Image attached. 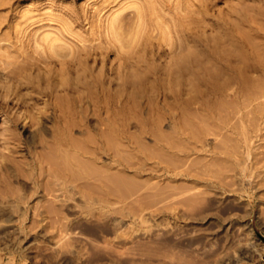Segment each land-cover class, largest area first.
I'll use <instances>...</instances> for the list:
<instances>
[{
  "label": "rangeland",
  "instance_id": "1",
  "mask_svg": "<svg viewBox=\"0 0 264 264\" xmlns=\"http://www.w3.org/2000/svg\"><path fill=\"white\" fill-rule=\"evenodd\" d=\"M141 1L143 0H0V55L2 62L4 60L6 63V60H9L13 64L16 59L15 64H18L16 63L18 61L19 65L22 66L26 65L29 60V62L35 61V64L28 63L27 65L36 66L33 69L26 66V69L23 67L24 70L22 68L17 70L19 65H15L17 69L12 68V70L13 65L6 63L5 66L9 65L8 68L15 74V80L13 81L22 83L17 88L14 86L17 83L13 85V81L9 80L11 77L13 79V72L3 76V71L5 73L7 69L5 70V63L0 62L3 64H0V86H9V91L11 90L14 94L11 93L12 96L8 97L0 87V95L4 93V97H7L4 99L3 95L0 97V103L3 104H0V264H264V120L260 119L259 114L253 111L254 106H257L258 101H261L264 97L259 99L260 95L255 93L257 97L255 99L254 94L252 95V92L248 91L241 99L240 105L243 106V111L237 113L236 109L240 105L236 104V101H231L235 104L233 106L232 103L228 102L231 98L224 99L226 96L224 97L221 94L220 96L224 98L219 99L221 101L218 102L217 98L220 96L219 93H217L218 95L215 93L214 87L217 86L219 80L216 81V84L214 78L206 79V75H202L203 77L193 76L194 78H191L192 76H187V78L185 76L184 78V76L180 77L179 75L178 87L175 88L177 84H175L176 82L173 84V81L176 79L173 80L171 77L167 78L168 76L164 77L162 75V77L159 76L160 79H165L164 81L167 79V82H169L167 86V82L163 81L165 84L163 83L162 86L165 87L166 85L168 89L170 87L173 90L178 89V102L175 100L173 102L172 97L169 98L171 93L168 94L167 99H164V103L166 101L165 104L171 106L165 105L169 108L167 110L159 104L158 93L155 95L156 88L162 80L160 82L155 79L152 80L153 84L146 83L147 87L155 88L156 92L155 90L152 91V93L155 92L154 98L151 92H148V94L142 90L141 93L137 94V91L135 90L134 93L132 88L131 91H129L130 89L127 91L126 88H123V90L119 83L124 78L116 75L119 80L118 77L116 79L114 72L111 76L112 71L110 73L107 71L110 75L105 73L106 70L115 69L123 64V61L116 56L118 53L114 49L104 55V59H101V61L98 60L99 58L97 60L93 59V62L90 59L84 66L85 70H88L85 72L86 75L94 77L97 74L98 79L102 81L108 75L106 78L111 79V85L108 87L109 95H107L108 93L106 95L99 93L98 88L100 87L96 83L93 86L90 77L87 78V81L85 74L80 72H77L80 73L77 74L74 69L69 67V70H67L65 64L61 65L63 61L62 54L65 56L69 51L72 54L73 51L71 52L70 48L73 50V43L78 44V41L80 44L82 40H86L84 41L85 45L87 44L86 46L99 47L98 49L95 48L96 51L103 50L107 41L105 26L112 19L111 17L118 12L124 13V10L125 12H133L132 6H139L142 3ZM144 1L149 2L148 0ZM197 1L151 0L150 2L155 6L151 4L149 7L156 10L155 15L159 13L157 15L159 19L152 15H150V18L157 20V22L160 21L159 25L168 27V31L162 35V30L154 27L156 30L154 32L152 27L153 32L149 31L147 33L149 39L154 43L161 38L160 36L165 38L167 36L170 42L175 38L177 39V37L185 40H190L189 37H191L196 39V42L197 40L204 42L205 47L197 43L190 44V52L187 50L186 53L178 54V56L182 55L183 57H180L179 61L186 60L185 57L188 53H192V58L196 60L203 61L206 57H209L207 58L208 61L211 60L208 50L210 44L215 45L213 42H216V45L212 46H214L217 55L220 53V56H225L229 52L236 54L237 48L240 49L241 47L239 45L231 46L228 41L227 44L229 45H226L225 42L223 44V39L225 40L226 37H220L222 33L215 27L212 30L211 25H205L206 28L204 29L188 25L189 20L192 21L195 16L197 18L199 16L195 13ZM216 1L214 10L212 9L213 12H209V15L206 16L210 19L209 23L212 20V22L217 21L219 17L222 18L226 13L224 11L227 10L223 4L224 1ZM236 1L228 0L229 3H235ZM158 6L161 8H158ZM175 15L178 16L175 18ZM187 15H190L189 18ZM191 16L192 18H190ZM182 18H185V20H182ZM151 19L150 22L153 21ZM164 23L166 26L163 25ZM155 25L158 24L155 22ZM171 26L176 27L175 33H177V36L176 34L171 35V32L174 33V31L169 32ZM191 28H194V31ZM168 32L170 36L175 37L170 38ZM247 32L249 33L248 30ZM244 33L246 34V32ZM159 34L161 35L159 36ZM245 34H242L243 37L247 36ZM150 35L153 37L152 39ZM248 36L247 38H249ZM221 39L222 43L220 44L225 45V47L219 43L217 44ZM253 41L254 39H251L250 43L252 44ZM258 42L260 41L257 40L256 43ZM253 44L255 43L253 42ZM162 46L161 48H168L165 43ZM216 49H218V52ZM59 53L62 54L58 55ZM71 54H68L65 59H68ZM92 55L95 58V54ZM51 61H53L52 64ZM153 64L157 70L162 72L170 65L168 55L157 59ZM88 66L92 71L89 70ZM9 70L7 73L11 72ZM115 70L120 71L121 69ZM18 71H22L19 73L20 75ZM131 71L132 69L129 72L133 79L142 76L140 72ZM163 72L168 75L169 71L163 70ZM74 73L76 74L74 75ZM8 75H10L9 79L7 78ZM77 75L84 77V80H82V77L79 76L83 82H80ZM201 77L207 80H205L207 86L202 83L204 80ZM133 79L131 78V80ZM77 80L78 84L82 83L83 86L86 82L92 84L90 86L89 83H86L83 87L81 84H77ZM255 80L253 81L255 82ZM263 80L264 78L261 81ZM70 83H73V85ZM170 83L175 87L171 86ZM66 84L70 86L69 89H73L74 84L75 88L81 89L83 87L80 90L81 93H78V89L77 93L76 89H73V92L68 91ZM104 85L107 87V84ZM118 86L120 87L119 90L117 89ZM88 87L94 88L91 90ZM208 87L212 88L211 91L208 90ZM17 92L19 97H17ZM211 92L214 94L208 96ZM116 94L120 95L117 96ZM121 94L124 96H121ZM126 95H132V97H129L135 101H133V107H130L132 106L130 104L132 103L131 100L129 103H124L123 97ZM204 95L209 98H202ZM141 96H143L144 102L149 100V103L150 101L153 103H148L150 106H146L142 102ZM23 97L24 99L26 97V104L25 101H21ZM138 97H141L140 100ZM94 98H96V101ZM245 98L248 100H245ZM204 99H207L205 103ZM3 100L4 102L7 101V106ZM103 100H105V103L103 102L105 105H103L106 107L101 106ZM223 100H227L229 106ZM76 101H79L77 103H83V105L76 104ZM190 101L192 102L190 106L186 105ZM194 101L196 102L194 103ZM209 101L212 105H209ZM32 102H34V106ZM222 102L226 103L229 108ZM242 102L248 107L245 106L244 108ZM218 103L223 104L221 105L226 113L222 109L216 111L215 106ZM54 104L58 105V109ZM90 104L92 106L94 104V109L90 107ZM139 104L141 105L139 106ZM206 104L207 106H205ZM230 104L233 106L232 108L235 107V109H232V111L236 110L234 115H232ZM120 105L129 106L128 110L125 109L127 111L131 109L132 112L133 108L135 110L133 109V114L128 113ZM157 106L162 117H158ZM176 106L178 109H176ZM84 107L86 109L83 110ZM152 107H156V112L153 111ZM105 108L108 110L107 114ZM147 108L153 112L148 113L147 111L150 110ZM170 108H173L174 111ZM204 108L210 109H205L204 112ZM92 109L93 111L98 109L97 112L94 111V115H92ZM198 109H203V111L201 110L204 112L202 115L207 116L208 119H205L208 121H205L207 124L205 122V124L199 123L204 117L197 118L201 113V111L199 113L196 111ZM170 110L176 118L178 116V120L182 114H184L182 117L185 120L191 117V120L193 119L192 121L197 124L198 130H195L196 126L194 131L188 129L191 133L196 132V135L188 133V129L180 130L181 128L184 129L181 127L182 122L181 126L175 128L173 121L170 119ZM116 111H122L124 115L119 112L122 118L119 113L116 114ZM135 112L138 115L134 114ZM183 112L191 114L188 116V113ZM192 113H196L198 116L196 117ZM230 114L233 117L231 116L232 119L230 118L228 121ZM235 115L237 117L239 115L238 118L242 121L241 123H238L239 120H236ZM147 116H151L147 119H153L155 123L157 120L160 121L157 122L159 124H155L156 129L150 124L152 122L145 118ZM192 116L195 117L192 118ZM123 117L126 119L124 120ZM24 118L26 120H23ZM117 118L119 119L117 120ZM223 118L225 120L221 122ZM15 119H20V121L16 122ZM111 119L114 122H111ZM122 119L124 120V123H122L124 128L119 127ZM191 120L189 122L191 126H194L195 124H192ZM209 120L212 121L213 125L209 124V122L211 123ZM226 120L227 123H224V126L223 122H226ZM138 121L139 126L148 123L151 125V130H157L162 134L159 132L158 134L156 131L149 132L150 125L149 127L145 125V127L137 128L140 131L142 130L146 136L143 135L142 131L139 133V130L134 127L135 124H138ZM180 121H182V118H180ZM179 122L178 125H180ZM71 123H74L75 127L73 129ZM125 126L127 129H125ZM7 128H9V133L12 132L14 136L13 142L9 141L8 143V140H6L7 137L4 134ZM122 128L127 131L124 133ZM232 128L234 129L232 130ZM1 129L5 132L2 133ZM66 129L69 130L66 131ZM100 131H106L105 135L111 134V132L117 135L115 139L112 137L113 134L112 136L108 134L109 141L110 137L113 141L119 140L109 143L107 142L108 138H105L107 136H105L106 142H104L106 144L104 145V142L100 139V135L104 136V132L100 133ZM118 131L119 133H117ZM66 132L68 135L65 134ZM120 133L130 136L133 145L130 141L127 142L121 138ZM149 133L150 135L155 134V136L165 134L167 135H164L166 139H168V135L177 136L178 138L170 137L171 139L169 138V141L166 140L167 142H165L163 137L165 143L163 141L155 143L154 138ZM173 133L177 135H173ZM88 134L90 136H87ZM60 136H63L62 138L63 140L65 138V141L60 139ZM134 136H137V138H134ZM58 137L59 140H56ZM88 137L100 140L96 142L99 144L97 145L95 142L93 144L92 141V143L87 142L84 138ZM75 138H77V141ZM69 139L74 147L78 146H76L78 150L81 149L80 146L84 147L87 144V147L85 146L87 149L84 150L94 149L93 151L96 153L93 155L89 152L88 157L78 155L77 150L74 147L72 148L73 144L71 145V142L68 141ZM78 140H82L84 144ZM58 141L64 146L68 145V149L65 147V150L64 146H61ZM133 141H137L134 142L138 143L137 147ZM17 143L21 144L18 145ZM46 143L47 145H54L56 151L54 152L52 148L51 151ZM56 143L60 145L59 148H56ZM41 145L43 149L45 148L44 151H48V157L51 159L52 154L54 158L59 157V155L63 156L59 157V162L52 159V164L56 166L51 165L52 167H48L51 163L48 157V159L41 160L43 157L41 154L47 155ZM92 146L94 147L92 148ZM96 147L101 149L100 152ZM141 147L145 149V152L141 151ZM159 148H162V151H159ZM24 150L23 154L20 153ZM7 151L11 153L9 154ZM67 151L70 152L68 154L71 156L66 154ZM71 152L77 153L78 158H75L76 155L71 154ZM64 153L66 155H63ZM20 154H22V157H20ZM95 154H98V156ZM146 154H152L153 156L150 155L147 158ZM156 154L159 155L156 156ZM67 155L69 159H66L68 158ZM64 156L65 159H63ZM5 158H9V160L5 161ZM44 160H49L47 161L50 162L48 166V163L46 164ZM37 162H42L39 164L42 170L38 169L40 166ZM57 163L60 164L58 167ZM35 165H38V167ZM44 169L48 170L49 173ZM50 169H52V174ZM54 169L56 170L53 171ZM116 174H119L120 176H118L123 180L112 182L115 177L117 180L120 179L115 176ZM106 179H109L108 182ZM104 180L105 182H103ZM101 182L108 183L107 187L104 186L105 184L99 186ZM48 189H51L52 194V191L55 193L53 195L50 192V194L46 193ZM2 192L7 197H4ZM61 194L63 195L61 196ZM20 198L24 200L22 201Z\"/></svg>",
  "mask_w": 264,
  "mask_h": 264
},
{
  "label": "bare ground",
  "instance_id": "2",
  "mask_svg": "<svg viewBox=\"0 0 264 264\" xmlns=\"http://www.w3.org/2000/svg\"><path fill=\"white\" fill-rule=\"evenodd\" d=\"M149 2H147V1H141L142 3L139 5V6H132V8H133V12H130V11H127V12H125V10H124V13H120V12H118L115 16H112L111 18V20L109 21V23H107V25L105 26V36H106V39H107V41H106V45H105V47L103 48V50H100V51H96L99 47H95V48H97L96 50H95V48H93V46H86L85 45V42L84 41H86V40H82V42H84V43H82V42H80V44H79V41H78V44H74L73 42V50H72V48H70V50H71V52L73 51V55L70 53V51H69V53L68 54H71L69 57H68V59H65V57H67L68 56V54L67 55H63L62 53V56H63V61L61 62V65L62 64H65L67 67H66V69L67 70H69V67H70V69L72 68V69H74L75 70V72L77 73V72H80V73H82V74H85V72H87L88 70H85V65H86V63H88L89 62V60L91 59V61L93 62V59L94 60H97L98 58V60H100L101 61V59H104V55H106L108 52H110L111 50H115V51H117V53L118 54H116V56H118L122 61H123V64L122 65H119V66H117L115 69H121L120 71L118 70V71H116L114 68H112V69H109V70H106V72L105 73H107L108 75H110L109 73H110V71H112V73H111V76H112V74H113V72L115 73V76L116 75H118V76H120V78H124V79H122L121 81V83H119V86L123 89H125L126 88V90L128 91V89H130L129 91H131L132 89H134L133 90V92L135 91L137 94H139V93H141V91L143 90L144 91V93H145V91L148 93V92H151L152 93V91L153 90H155V88H152V87H147L146 86V83H149V84H151L152 83V80H155V79H158L159 81L160 80H162V79H160V77H162V75L165 77V76H168L167 78H169V77H171V78H173V80H175V81H173V84H174V82H176L175 84H177L176 85V87L173 85V84H171L172 83V81H171V86H174L175 88H177L178 87V79H179V75H180V77L181 76H184V78H185V76H186V78H187V76H192L191 78H194L193 76H202V75H206V79L207 78H214V80H215V82L214 83H216L217 84V82L216 81H218L219 80V83L217 84V86L216 87H214L215 89H214V91H215V93L217 94V93H219V96L222 94V96L224 95V97L226 96V98H224V99H228V98H231L228 102H230V103H232V105L234 106L235 104H233V102H231V101H236V104H241V99H243L244 98V96L246 95V93L249 91H251L252 93V95L254 94V97H255V99L257 98L256 96H255V93L257 94V95H260V97H259V99L260 98H262V97H264V80L263 81H261L262 80V78H264V0H237L235 3L234 2H228V0H221V1H224L223 2V4L226 6V8H227V10L226 11H224V12H226L225 13V15L222 17V18H218L217 19V21H214V22H212L211 21V23H209L210 21V19H208L206 16L207 15H209V12H213V8L215 7V5H216V3H217V1L216 0H196L197 2V4H196V12L195 13H197L199 16H198V18H197V16H195V19L194 20H189L188 18H189V16H188V18L186 17V19H188L190 22H188V25L190 26V25H193L194 27H202V29H204V28H206L205 27V25L207 26V25H211L210 27H211V29L213 30V28L215 27V29H217L220 33H222V35H220V37L221 36H223V37H226V39L224 40L223 39V37H222V39H223V44H225L226 43V45H231V46H233V45H239L241 48L240 49H238L237 48V52H236V54L234 53V52H229V53H227L225 56H223V55H221L220 56V53L217 55V53L215 52V49H214V46L216 45V42H213V43H215V45L214 44H210V42H208V44H210L209 45V47H210V49L208 50L209 52L208 53H210V58H211V60L209 59V61H208V59L207 58H209V57H206V59L204 58L203 59V61L205 60V61H207V62H203V61H200V60H196L195 58H192L193 56H192V53H188L187 55H186V57H185V55L183 54V56L186 58V60H181V61H179L180 60V57H182V55L180 56H178V54H180V53H182V52H184V53H186V51L188 50V52H190L189 51V45L190 44H195V43H197L198 45H201V46H204V42L201 40V41H198L197 40V42H196V39H193V38H191V37H189V39L190 40H185L184 38L182 39H180L179 37H177V39L175 38V40H171V42L169 41V39L167 38V36H166V38L164 37V36H160L161 34H159V36L161 37V38H157L158 40H156L154 43L149 39V37H148V35L149 34H147V33H149V31H152L153 32V29H154V27H155V29L157 28V29H159V30H162V35H164V33H167V28L166 27H161V25H159V22L160 21H158L157 22V20L155 21V19H151L150 18V15H152V16H156V19H159V18H157V15L159 14H157V15H155L157 12H156V10H154V8H151V7H149V6H151V4H153V3H151L150 1L151 0H148ZM156 1V0H155ZM235 1V0H234ZM154 3H156V2H154ZM158 3V2H157ZM159 4V3H158ZM154 5V4H153ZM155 6V5H154ZM161 6V5H160ZM160 6H158V8L160 7ZM153 7V6H152ZM157 8V9H158ZM161 8V7H160ZM213 9V10H212ZM158 11H159V9H158ZM154 12H156L155 14H154ZM224 12H222V13H224ZM221 13V14H222ZM163 14V13H162ZM221 14H220V16H221ZM114 15V14H113ZM164 15V14H163ZM211 15H213V14H211ZM151 16V17H152ZM165 17H167L166 15H164ZM163 16V17H164ZM178 16V15H177ZM176 15H175V18L177 17ZM163 17L161 18V20L163 19ZM164 17V18H165ZM153 18H155V17H153ZM178 18H180V17H178ZM190 18H192V16L190 17ZM151 19V21L152 22H150L149 20ZM166 20H167V18H165ZM109 20V19H108ZM182 20H185V18L183 19L182 18ZM181 20V21H182ZM164 21V20H163ZM174 21V20H173ZM187 21V20H186ZM155 22L159 25H155L154 26V24H155ZM172 22V21H171ZM175 22H176V20H175ZM151 23H152V25H151ZM185 23V21L183 22V24ZM187 24V23H186ZM186 24H185V27H186ZM164 26H166V24L164 23L163 24ZM187 25V27L189 28V26ZM170 26V25H169ZM192 26V27H193ZM213 26V27H212ZM152 27H153V29H152ZM161 28V29H160ZM176 28V27H175ZM175 28L173 27V26H171V28H169V32H171V31H174V33H172L171 32V35L172 34H176V36H177V33H175ZM243 28H245V29H243ZM154 29V32H156V30ZM187 29V28H186ZM193 31H194V28H191ZM191 29H189V30H191ZM197 29V28H196ZM209 29V28H208ZM214 29V30H215ZM249 31V33H251V34H253V35H250L248 32H247V30ZM166 30V31H165ZM191 30V31H192ZM216 30V31H217ZM177 31V30H176ZM181 31V30H180ZM188 31V30H187ZM192 31V32H193ZM217 31V32H218ZM242 31H244V32H246V34H247V36L248 35H250V36H248L249 38H247V36H245V37H243V35L242 34H245L244 32H242ZM66 32V31H65ZM169 32H168V36L171 38L172 36H170L169 35ZM218 32V33H219ZM158 33V32H157ZM178 33H181V32H178ZM147 34V35H146ZM184 34V33H183ZM193 34V33H192ZM245 34V35H246ZM167 35V34H166ZM182 36H185V35H182ZM182 36H180V37H182ZM189 36V35H188ZM252 36H253V38H252ZM150 37H151V35H150ZM173 37H175V36H173ZM173 37H172V39H173ZM67 38V37H66ZM153 37H151V39H152ZM246 38V39H245ZM253 40L254 39V43L255 44H253V42H252V44L250 43L251 42V39ZM198 39V38H197ZM222 39H221V41H219V42H217V44L219 43H222ZM250 39V41H248ZM256 39V40H255ZM261 39V40H260ZM257 40H259L260 42H258V43H256L257 42ZM81 41V40H80ZM227 41L229 42V44H227ZM171 44H169V43ZM225 42V43H224ZM82 43V44H81ZM164 43H165V46H168V48H161V46L162 45H164ZM223 44H220V45H223ZM207 45V44H206ZM212 45H214V46H212ZM220 45H218V46H220ZM224 47H225V45H223ZM223 46H220V47H223ZM70 47H72V46H70ZM163 47V46H162ZM195 47V46H194ZM205 47V46H204ZM203 47V48H204ZM197 48H200V47H197ZM202 48V47H201ZM218 49H220V48H218ZM218 49H216V51L218 50ZM205 50H206V48H205ZM236 51V50H235ZM194 52V51H193ZM218 52V51H217ZM220 52V51H219ZM60 53L58 54V55H61ZM92 54H95V58H96V55H97V58L95 59L94 57H93V55ZM168 55V57H169V63H170V65L169 66H167L165 69H163V68H161V69H163L164 71H166V72H168V75H166L167 73H165V72H163V70H162V72L161 71H159V70H157L153 65V63H154V61H156L157 59H161L162 57H166ZM8 56H10V55H8ZM179 57V58H178ZM7 58V57H6ZM183 58V57H182ZM181 58V59H182ZM0 62H2V57H1V55H0ZM8 63H9V65H10V63L11 62H9V60H6ZM15 61H16V59L14 60V62H13V64L11 63V65H13L12 67H11V69L12 68H16V66L17 65H19L20 63L17 61L16 63H18V64H15ZM31 61V60H30ZM90 61V62H91ZM6 62V63H7ZM37 62V61H36ZM52 62L53 61H51V64H52ZM2 63H5L4 62V60H3V62ZM6 63L4 64V67H5V70L7 69V72H8V70L10 69V68H8V66L9 65H7V66H5L6 65ZM7 63V64H8ZM28 63H34L35 64V61L33 62H29V60H28ZM27 63V64H28ZM48 63V62H47ZM156 63V62H155ZM1 64V63H0ZM22 64V63H21ZM22 65V66H18L16 69L17 70H20L19 68H22L23 69V67L26 69L27 67H30V68H32L33 69V67H34V65L33 66H29V65ZM49 64V63H48ZM186 64H188L187 66H185ZM1 65H3V64H1ZM16 65V66H15ZM72 65V66H71ZM27 66V67H26ZM7 67V68H6ZM157 67V66H156ZM164 67V66H163ZM34 68H36V66L34 67ZM87 68V67H86ZM88 68H89V70H90V66H88ZM11 69L9 70V71H11ZM21 69V70H22ZM32 69H29V70H32ZM64 69V68H63ZM130 69H132V71H134L135 73L137 72V73H142V76L139 78H136L135 77V79H133V77L131 76V74H130ZM13 70V69H12ZM24 70V69H23ZM78 70V71H77ZM2 71V70H1ZM62 71H64V70H62ZM90 71H92V69L90 70ZM109 73H108V72ZM131 71V72H132ZM6 71H5V73H4V71H3V76L4 75H7V74H10V73H12L13 71H11V72H9V73H7ZM20 72H22V71H18V74L20 73ZM25 72V71H24ZM73 72V71H72ZM67 73V72H66ZM76 73H74V75L76 74ZM80 73H77V74H80ZM0 74H1V72H0ZM13 74V75H12ZM11 75L13 76V79H12V77L9 79V77H10V75H8L7 76V78L11 81H13V80H15L14 79V76H15V74H14V72L12 73ZM71 74V73H70ZM81 74V75H82ZM87 74V73H86ZM84 75L85 77H86V79L88 78L89 79V77H90V81H92V83H93V86H94V83H96V85H98V87H100V88H98L99 89V93H102V94H104V95H106L108 92H110L109 91V89H108V87L111 85V79L109 80V79H107L106 77L108 76H105V79H103L104 81H102V80H100V79H98V77L95 75L94 77H92V75ZM89 74V73H88ZM93 74V73H92ZM134 74V73H133ZM20 75V74H19ZM94 75V74H93ZM99 75V74H98ZM135 75V74H134ZM137 75V74H136ZM78 77L80 76V75H77ZM100 76H102V75H100ZM118 76H116V79H117V77ZM138 76V75H137ZM160 76V77H159ZM207 76H209V77H207ZM1 77H2V75H1ZM80 77H82V76H80ZM80 77H79V79H80ZM104 77V76H103ZM110 77V76H109ZM159 77V78H158ZM163 77V78H164ZM203 77V76H202ZM201 77V78H202ZM205 77V76H204ZM5 78V77H4ZM102 78V77H101ZM131 78L133 79V80H131ZM189 78V77H188ZM196 78H198V77H196ZM78 79V78H77ZM88 79H87V81H88ZM204 81L202 82V83H205V80L206 79H204V78H202ZM225 81V82H222L223 80ZM254 79H256L255 80V82L253 81ZM82 80H84V77H82ZM118 80H119V77H118ZM165 79H163L162 80V82H161V84L158 86V88H156V90H157V92H156V90H155V92H156V94L155 95H157V93H158V97L157 98H159L158 99V101H159V104L163 107V108H166L167 110L169 109V108H167L165 105H167V106H169V107H171L170 105H168V104H165L166 103V101H165V103H164V99H167L168 98V94L169 93H171V95L169 96V98L170 97H172V99H173V102H175V101H177L178 102V89H176V90H173V89H170V87H169V89H168V87H166V85L168 86V83L169 82H167V79H166V81H164ZM208 80H210V79H208ZM222 80V81H221ZM167 82V84L165 85V87L164 86H162V85H164L165 83L164 82ZM170 81V80H169ZM207 81V80H206ZM18 82V81H17ZM17 82H14L13 81V85H14V83L16 84ZM76 82V81H75ZM74 82V83H75ZM80 82H83V81H81V79H80ZM86 82V81H85ZM220 82H222V83H220ZM87 83V82H86ZM86 83H85V85H86ZM89 83V82H88ZM87 83V84H88ZM92 83H89V85L90 84H92ZM164 83V84H163ZM213 83V84H214ZM22 84V83H21ZM20 83H17L16 85H14V86H18V85H21ZM71 85H73V83H70ZM69 84V85H70ZM76 84V83H75ZM75 84H74V86H75ZM77 84H78V80H77ZM76 84V86H78V85H80L81 84V86H83L82 85V83H79L78 85ZM104 84H107V87H105L106 85H104ZM153 84V83H152ZM154 84H155V82H154ZM159 84V83H158ZM169 84V85H170ZM206 84V86H207V82L205 83ZM67 85V84H66ZM65 85V86H66ZM84 85V86H85ZM117 85H118V83H117ZM148 85V84H147ZM209 85V84H208ZM215 85V84H214ZM11 86V85H10ZM68 86V85H67ZM67 86H66V88H67ZM73 86V89H76V93H77V89L78 88H75ZM83 86V87H84ZM91 86V85H90ZM117 87V89L119 88L120 89V87ZM205 86V85H204ZM1 87V89L3 90V91H5V94L6 95H8V97L9 96H12V91L10 90L9 91V86H6V87H2V86H0ZM19 87V86H18ZM17 87V88H18ZM69 87L70 86H68V91H70V92H73L74 90L71 88V89H69ZM82 87V88H83ZM173 87V88H174ZM213 87V86H212ZM79 88H81L80 86H79ZM82 88L81 89H78V93H81L80 92V90H82ZM88 88H90L91 90H92V88H94V87H88ZM132 88V89H131ZM172 88V87H171ZM205 88V87H204ZM209 88V87H208ZM118 89V90H119ZM121 89V90H122ZM123 89V90H124ZM206 89H207V87H206ZM210 89H212V88H209L208 90H210ZM16 90V89H15ZM64 90H65V87H64ZM112 90V89H111ZM1 91V90H0ZM68 91H66V92H68ZM95 91V90H94ZM112 91H114V90H112ZM139 91V92H138ZM211 91V90H210ZM231 91V92H230ZM121 92V91H120ZM126 92V91H125ZM133 92H131L132 94H133ZM134 92V93H135ZM155 92H153L152 94L154 95V93ZM205 92H207V91H205ZM3 93V92H2ZM12 93V94H11ZM69 93V92H68ZM75 93V92H74ZM74 93H70V94H74ZM75 93V94H76ZM118 93V92H117ZM128 93V92H127ZM146 93V94H147ZM212 93L213 92H211V93H205V94H208V96L211 94L212 95ZM5 94L3 93L2 95H3V99L4 98H7V97H4L5 96ZM16 94H18V92L16 93ZM15 94V95H16ZM130 94V93H129ZM149 94V93H148ZM151 94V95H152ZM214 94V93H213ZM2 95H0V97L2 96ZM14 95V94H13ZM107 95H109V93L107 94ZM110 95H112V94H110ZM117 95V94H116ZM115 95V96H116ZM120 94H118L117 96H119ZM135 95V94H134ZM144 95V94H143ZM155 95H154V98H155ZM218 95V94H217ZM249 95H250V93H249ZM17 96V95H16ZM16 96H14V97H16ZM121 96H124V95H122L121 94ZM132 97V95H126L125 97H123V100H124V103L125 102H128L129 103V101L130 102H132V103H130L131 105L133 104V101L134 100H132V99H130V97ZM138 96V95H137ZM148 96V95H147ZM208 96H205L204 95V97H202V98H205V97H207V98H209ZM214 96V95H213ZM17 97H19V94H18V96ZM16 97V98H17ZM101 97V96H100ZM142 97V98H141ZM140 98L143 100V96H141ZM212 97V96H211ZM15 98V99H16ZM30 98V97H29ZM139 98V97H138ZM137 98V99H138ZM140 98H139V100H140ZM217 98V97H216ZM221 96L220 97H218L217 99H218V102L220 103V101H219V99H223ZM23 99H24V97H23ZM21 100V101H25V99H26V97H25V99L24 100ZM31 99V98H30ZM30 99H28V100H30ZM96 98H94V100H95ZM193 99H194V97H193ZM192 99V100H193ZM264 99V98H263ZM263 99H261V101L263 100ZM13 100H14V98H13ZM16 100H18V98L16 99ZM27 100V101H28ZM91 101H92V98L90 99ZM101 100V99H100ZM156 100V99H155ZM154 100V101H155ZM171 100V99H170ZM170 100H168L169 102H170ZM175 100V101H174ZM188 100V99H187ZM190 100V99H189ZM191 100V101H192ZM195 100H196V98H195ZM202 100V99H201ZM210 100V99H209ZM245 100H248V99H246L245 98ZM10 101H12V100H10ZM35 101H37V100H35ZM81 101H83V100H81ZM96 101V100H95ZM112 101H114V100H112ZM146 101V100H145ZM148 102H144V100L142 101L143 103H145L146 104V106L147 105H149V104H152L153 102L152 101H150V103H149V100H147ZM172 101V100H171ZM189 102V104H186V105H189L190 106V103H192V102ZM196 101H198V100H196ZM196 101H194V103L196 102ZM205 101H207V99L205 100L204 99V103H205ZM212 102H213V99L211 100ZM211 101H209V105H212V103L210 104V102ZM217 101V100H216ZM224 102H226L227 104H228V106H229V103L227 102V100L225 101V100H223ZM255 101V100H254ZM258 101L259 103H257V106H254V112H256V113H258L259 114V116H260V119H263L264 120V101ZM3 102H4V100H3ZM77 102H79V101H76V104H81V103H77ZM100 102V101H99ZM105 103V100H103L102 101V103H101V106ZM108 102H109V100H108ZM115 102V101H114ZM135 102V101H134ZM172 102V103H173ZM176 102V103H177ZM224 102H222V103H224ZM7 103V101H5L4 102V104H6ZM11 103V102H10ZM22 103V102H21ZM20 103V104H21ZM27 102L25 101V104H26ZM31 103V102H30ZM29 103V104H30ZM34 102H32V104H33ZM118 103V102H117ZM123 103V102H122ZM124 103H123V105H124ZM137 103V102H136ZM136 103H135V105H136ZM141 103V102H140ZM149 103V104H148ZM156 103V102H155ZM175 103V104H176ZM193 103V104H194ZM203 103V102H202ZM215 104L214 106H215V109H216V111H217V109H218V111L220 110L221 111V109H222V111L224 110V107L221 105V104ZM226 103H224L226 106H227V104ZM1 104V103H0ZM111 104H113V103H111ZM114 104H116V102L114 103ZM142 104V103H141ZM141 104H139V106L141 105ZM174 104V105H175ZM200 105H201V103H199ZM242 104H244V108H245V106H247V105H245V103H243L242 102ZM1 105H3V104H1ZM55 106H57V109H58V105L57 104H54ZM81 105H83V103L81 104ZM86 105V104H85ZM96 105V104H95ZM105 105V104H104ZM103 105V107H106V106H104ZM107 105H109V104H107ZM123 105H120V107L121 106H123ZM128 105V104H127ZM208 105V106H209ZM231 104H230V109H231V111H232V109H235V107L234 108H232L233 106H232ZM5 106V105H4ZM6 106H7V104H6ZM28 106V105H27ZM33 106H34V104H33ZM32 106V107H33ZM111 106H113V105H111ZM143 106H144V104H143ZM150 106V105H149ZM153 106V105H152ZM156 106V105H155ZM173 106V105H172ZM188 106V107H189ZM205 106H207V104L205 105ZM219 106H221V107H219ZM227 106V107H228ZM249 106H250V104H249ZM29 107H30V105H29ZM60 107V106H59ZM90 107H93V109H94V104H93V106L90 104ZM124 107V110L125 109H127L128 110V107L129 106H123ZM125 107H127V108H125ZM130 107H133V105L132 106H130ZM135 107V106H134ZM136 107H137V105H136ZM198 107H200V106H198ZM203 107V106H202ZM211 107V106H210ZM218 107V108H217ZM223 107V108H222ZM248 107V106H247ZM246 107V108H247ZM252 107V106H251ZM54 108V107H53ZM56 108V107H55ZM80 108V107H79ZM86 108H87V105H86ZM85 107L83 108V110L84 109H86ZM138 108V107H137ZM136 108V110H138ZM144 108V107H143ZM146 108V107H145ZM144 108V109H145ZM154 110L153 111H155L156 112V107L154 108V107H152ZM212 108V107H211ZM220 108V109H219ZM229 108V107H228ZM28 109H30V108H28ZM61 109V108H60ZM93 109H92V115H94V111H93ZM100 109V108H99ZM107 108H105L104 110H106ZM118 109V108H117ZM123 109V108H122ZM130 109V108H129ZM134 109V108H133ZM132 109V112L130 111H127V110H125V111H127L128 113H132L133 114V112H134V110ZM148 109V108H147ZM150 109H151V107H150ZM150 109H148V110H150ZM157 112H158V115L156 114V116H158V117H162V115H161V112H160V114H159V108H158V106H157ZM172 111H174L173 110V108H170ZM176 109H178V107L176 106ZM205 109H207V108H204V112H205ZM208 109H210V108H208ZM207 109V110H208ZM6 110V109H5ZM4 110V111H5ZM77 110H79V109H77ZM97 110L98 109H96V111L95 112H97ZM102 110H103V108H102ZM164 110V109H163ZM170 110V111H171ZM202 111H203V109H201ZM201 110H196L198 113L201 111ZM213 110H214V108H213ZM227 110V109H226ZM237 113H242V111H243V106H239L237 109ZM236 110H233L232 111V115H234L235 113H234V111H236ZM245 110V109H244ZM28 111V110H27ZM61 111V110H60ZM108 110H106L105 111V113L107 114L108 112H107ZM112 111H113V109H112ZM153 111H147L148 113H150V112H153ZM161 111V110H160ZM169 111V112H170ZM172 111L170 112V119L173 121V123H174V126H175V128H176V126L178 127V126H181V122L184 124V123H186L185 125H183L182 124V126L181 127H183L184 129H180V128H177V129H180V130H185V129H190V130H193L194 131V128H195V126L197 125L196 123H194V121H192L191 120V117H189V118H187L186 117V114L188 113H186V112H183V113H186L185 114V117L187 118V120H185L184 119V117H182L184 114H182V116H180L179 117V120H180V118H182V121H180L179 122V120H178V116H177V118L175 117V114H172ZM177 111V110H176ZM201 111V113H200V115L198 116L196 113L194 114V113H192V114H194V115H196V117L197 118H200V117H204L203 119H201L202 121H200L199 123H204L205 121H207V120H205V119H208L207 118V116L206 115H202V113L204 114V112H202ZM217 111V112H218ZM225 111V110H224ZM231 111H229V112H231ZM29 112V111H28ZM27 112V113H28ZM59 112V111H58ZM85 112H87V111H85ZM85 112H83V113H85ZM114 112V111H113ZM119 112H121L122 113V111H119ZM118 111H116V114L117 113H119ZM216 112V114L218 115V113ZM250 112V111H249ZM253 112V113H254ZM60 113V112H59ZM79 113V112H78ZM121 113H119L120 114V117H121ZM125 113V112H124ZM127 113V114H128ZM174 113V112H173ZM225 113H226V111H225ZM228 113V112H227ZM237 113H236V115H237ZM80 114V113H79ZM82 114V113H81ZM115 114V113H114ZM134 114H137L136 112L134 113ZM151 114V113H150ZM155 114H153V115H155ZM178 114V113H177ZM189 114H191V113H188L187 115L188 116H190ZM215 114V115H216ZM26 115V114H25ZM58 115V114H57ZM86 115H87V113H86ZM96 115V114H95ZM122 115H124L123 113H122ZM129 115V114H128ZM138 115V114H137ZM167 115V114H166ZM208 115V114H207ZM216 115V116H217ZM226 115V114H225ZM231 114H230V116H229V118H228V121H229V119L231 118L232 119V116ZM235 115V116H236ZM24 116V115H23ZM22 116V117H23ZM117 116V115H116ZM125 116H126V114H125ZM205 116H206V118H205ZM215 116V117H216ZM232 116V117H231ZM244 116V115H243ZM28 117V116H27ZM80 117V116H79ZM87 117V116H86ZM129 117H130V115H129ZM151 116H147V117H145L146 119L147 118H150ZM153 117V116H152ZM193 117H195V116H192V118ZM238 117H239V115H238ZM237 116L235 117L236 118V120H239L240 118H238ZM13 118V117H12ZM122 118V117H121ZM124 118V117H123ZM128 118V117H127ZM217 118V117H216ZM238 118V119H237ZM258 118V117H257ZM85 119V118H84ZM119 118H117V120H118ZM126 118H124V120H125ZM155 120L157 119V118H154ZM189 119V120H188ZM195 119V118H194ZM218 120H220L219 118H217ZM217 119H216V121H217ZM14 120V119H13ZM23 120H26V118H24ZM113 119H111V122H114V120L112 121ZM124 120L122 119V121H120V128L121 127H123L124 128V126H122L123 124L122 123H124ZM147 120H149V119H147ZM192 121L193 123L192 124H195L194 126L192 125L191 126V123L189 122V121ZM223 120H225V118H223L222 120H221V122L223 121ZM257 120V119H256ZM15 121L17 122V121H20V119L18 120H16L15 119ZM129 121V120H128ZM144 121V120H143ZM149 121H151L152 123H150V124H152V126H154L155 127V124H159V123H157V122H160V121H158L157 120V122L155 123V122H153L154 120L152 119H150ZM209 121H211V120H209ZM23 122V121H22ZM142 122V121H141ZM148 122V121H147ZM178 122H179V124L180 125H178ZM189 122V123H188ZM208 122V121H207ZM207 122H205L206 124H207ZM231 122H232V120H231ZM241 123L242 121L241 120H239L238 121V123ZM5 123V122H4ZM24 123H26V122H24ZM138 124H135L136 126H134L136 129L138 128V127H141V126H144L145 127V125H148V127H149V125L150 124H148V123H145V125H142V124H140V126H139V121L137 122ZM153 123H154V125H153ZM204 123V124H205ZM224 123H227V120H226V122H223V124ZM16 124V123H15ZM71 124H73V126H72V129L75 127L74 126V123H71ZM70 124V125H71ZM112 124V123H111ZM127 124V123H126ZM190 124V125H189ZM209 124H212L213 125V123H212V121H211V123L209 122ZM208 124V125H209ZM13 125H14V123H13ZM128 125V124H127ZM172 125V124H171ZM189 125V126H188ZM111 126V125H110ZM113 126H115V125H113ZM118 126V125H117ZM187 127V128H185V127ZM191 126V127H190ZM200 126V125H199ZM217 126V125H216ZM223 126V125H222ZM224 126H225V124H224ZM226 126H227V124H226ZM66 127V126H65ZM116 127V126H115ZM172 127V126H171ZM170 127V128H171ZM197 127L198 126H196V128H195V130H198L197 129ZM201 127V126H200ZM231 127V126H230ZM10 128V127H9ZM9 128H7V130H6V133L4 134L6 137H7V139L6 140H8V143H9V141H12L13 142V139H14V136L12 135V132L11 133H9ZM14 128V127H13ZM67 128H68V126H67ZM109 128V127H108ZM107 128V129H108ZM112 128V127H111ZM120 128H119V130H120ZM122 128V129H123ZM193 128V129H192ZM12 129V128H11ZM10 129V130H11ZM70 130H71V128H69ZM69 129H66V131H68ZM110 129V128H109ZM108 129V130H109ZM125 129H127L126 128V126H125ZM145 129V128H144ZM155 129H156V127H155ZM172 129H174V128H172ZM171 129V130H172ZM176 129V130H177ZM188 129V130H189ZM234 128H232V130H233ZM2 130V129H1ZM124 130V129H123ZM137 130H139V129H137ZM148 130V129H147ZM189 130V131H190ZM200 130V129H199ZM111 131V130H110ZM114 131V130H113ZM125 131H127V130H124V133H125ZM142 131V130H141ZM141 131L139 130V133H141ZM154 132V131H156L157 133L159 132V131H157V130H151V125H150V129H149V132ZM173 132H175V130H172ZM188 131V133H191V131L189 132ZM3 132H5V131H3L2 130V133ZM104 132V133H103ZM105 132L106 131H100V133H103V135L104 136H102V135H100V139H102L101 141L102 142H104L105 141V138H108V136L109 135H111L112 136V134L114 133V132H116V131H114V132H111V134H107V135H105ZM143 132V131H142ZM229 132V131H228ZM16 133V132H15ZM99 133V132H98ZM117 133H119V131L117 132ZM127 134H129L128 132H126ZM160 134H162L161 132H159ZM158 133V134H159ZM193 133L195 134L196 132H192L191 134L193 135ZM65 134H67L68 135V133L66 132ZM121 134V133H120ZM145 133L143 132V135H144ZM174 134H176V133H173V135ZM3 135V134H2ZM147 135H148V133H147ZM149 135H150V133H149ZM165 135V134H164ZM159 136V135H156L155 136V134H153V135H150L152 138H154V140H155V143L157 142V143H160V142H162L163 141V137H164V140H165V142H167V141H169L168 139L171 137V138H176L175 136H169L168 135V139H166V137L165 136H167V135H165V136ZM172 135V134H171ZM177 135V134H176ZM186 135V134H185ZM196 135V134H195ZM1 136V135H0ZM16 136V135H15ZM87 136H90L89 134L87 135ZM105 136H107V137H105ZM115 136V137H114ZM119 136V135H118ZM121 136V138H123L124 140H126L127 142L128 141H130L131 142V137L130 136H127L126 134H121L120 135ZM140 136H141V134H140ZM145 136H146V134H145ZM188 136H189V134H188ZM30 137V136H29ZM61 137V136H60ZM63 137V136H62ZM60 138V139H62L63 140V138ZM105 137V138H104ZM113 138H117V135H115V134H113V136H112ZM112 137H110L111 139H112ZM191 137V136H190ZM189 137V138H190ZM196 137V136H195ZM99 138V137H98ZM134 138H137V136H134ZM170 138V139H171ZM178 138V137H177ZM77 138H75V140H76ZM84 139H86L87 140V142H93V144H94V142H95V144H99V143H96V142H98V141H100V140H94L93 138H90V137H88V138H84ZM111 139H110V141H111ZM192 139V138H191ZM18 140V139H17ZM33 140V139H32ZM56 140H59V137H58V139H56ZM62 140H60V142H63V141H65V138H64V140L62 141ZM94 140V141H93ZM119 139H117V140H114L113 141V139H112V141L110 142L109 141V138H108V141L107 142H109V143H112V142H115V141H118ZM136 140H138V139H136ZM167 140V141H166ZM178 140V139H177ZM28 141V140H27ZM68 141H70V139L68 140ZM77 141V140H76ZM78 141H80V140H78ZM84 141V140H83ZM120 141H121V139H120ZM123 141V140H122ZM17 142V141H16ZM19 142H21V141H19ZM18 142V143H19ZM71 142V145L73 144L72 143V141H70ZM81 143H83L82 142V140L80 141ZM91 142V143H92ZM106 142V141H105ZM103 143L104 145L106 144V143ZM134 142H137V141H133V143ZM164 141H163V143H165ZM17 143V144H18ZM26 143H28V142H26ZM30 143H31V141H30ZM41 143H43V142H41ZM58 143H59V141H58ZM58 143H56V145L58 144ZM101 143V142H100ZM12 144V143H11ZM21 144V143H20ZM20 144H18V145H20ZM44 144H45V142H44ZM54 144V143H53ZM52 144V145H53ZM61 146L64 144V142H63V144H61V143H59ZM84 144V143H83ZM88 144H90V143H88ZM134 144H136L135 146L137 147V144L138 143H134ZM166 144H168V143H166ZM28 145V144H27ZM31 145H32V143H31ZM60 145H57V147L56 148H59L58 146H60ZM64 145H66V144H64ZM63 145V146H64ZM96 145V146H97ZM131 145H133L132 144V142H131ZM155 145V144H154ZM158 145V144H157ZM46 146L47 147H49L50 149L52 148L53 150H54V152L56 151L54 148L55 147H53V146H51L50 144L49 145H47V143H46ZM68 146V145H67ZM67 146H64V148L66 147L67 148ZM77 146V145H76ZM74 147V144H73V146H72V148L74 147L75 148V150H77V153H78V155H80V156H85V157H88V155H89V152L90 153H92L93 155H94V153H96V152H94L93 150H90V151H87V150H84V149H87V148H85V146L87 147V144L84 146V147H81L80 146V148L81 149H79L78 150V146L77 147ZM138 146H140V145H138ZM142 146V145H141ZM165 146V145H164ZM163 146V147H164ZM17 147V146H16ZM33 147V146H32ZM45 147V146H44ZM91 147V146H90ZM94 146H92V148H93ZM143 147V146H142ZM141 147V148H142ZM162 147V146H161ZM166 148H167V146H165ZM19 148V147H18ZM22 148V147H21ZM20 148V149H21ZM34 148V147H33ZM41 148L43 149V147H42V145H41ZM66 148H65V150H66ZM71 148V149H72ZM97 149H98V147H96ZM144 148V147H143ZM141 149V151H144L145 149ZM23 149V148H22ZM21 149V150H22ZM32 149V148H31ZM52 149H51V151H52ZM68 149V148H67ZM158 149V148H157ZM164 149V148H163ZM9 150V149H8ZM45 150V148L43 149V151ZM49 150V149H48ZM99 150H101V149H98V151ZM131 150H132V148H131ZM138 150H140V149H138ZM165 150V149H164ZM10 151H11V149H10ZM33 151V150H32ZM50 151V150H49ZM70 151V150H69ZM69 151H67V153L66 154H68V153H70ZM92 151V152H91ZM95 151H96V149H95ZM134 151V150H133ZM159 151H162V148L160 149L159 148ZM158 151V152H159ZM13 152V151H12ZM18 152V151H17ZM25 152V150L24 151H22V152H20V153H24ZM45 153H47V155L46 154H44V155H42L41 154V156H43L42 158H41V160L43 161V159H46L47 157H48V151H44ZM100 152V151H99ZM145 152V151H144ZM7 153H9L8 151H7ZM11 153V152H10ZM9 153V154H10ZM14 153V152H13ZM19 153V152H18ZM77 153L75 154V153H72L71 152V154H75L76 156H75V158H78V156H77ZM220 153V152H219ZM22 154H20L21 156L20 157H22ZM65 153L63 154V155H66ZM91 154V155H92ZM159 154H160V152H159ZM159 154H156V156H158ZM2 155H4V154H2ZM38 155H40V154H38ZM38 155H37V158H38ZM69 156H71L70 154H68ZM68 155H67V157H68ZM96 156H98V154H95ZM150 155L151 156H153L152 154H146V157L147 158H149L150 157ZM155 155V154H154ZM9 156V155H8ZM10 156H13V155H10ZM44 156H46V157H44ZM51 156V155H50ZM54 155L52 154V159H53V161L55 160V161H57L58 160V162H59V160H60V158L61 157H63L62 155H59V157L58 156H56V153H55V156L57 157V158H59V159H57L56 157L54 158L53 157ZM100 156V155H99ZM137 156V155H136ZM145 156V155H144ZM5 157H7V156H5ZM73 158H74V156H72ZM4 158V157H3ZM49 159H50V165H49V163L47 162V161H49V160H44V161H46L45 163L47 164V166L50 168V167H52L51 165H53L52 164V159L50 158V157H48ZM47 158V159H48ZM84 158V157H83ZM95 158V157H94ZM97 158H99V157H97ZM6 159V160H5ZM4 160L5 161H7V159L9 160V158H5ZM63 159H65V156H64V158ZM66 159H69V157L68 158H66ZM80 159H82L81 157H80ZM90 160V159H89ZM91 160H93V159H91ZM95 160V159H94ZM140 160H142V159H140ZM38 161H39V159H38ZM42 163V162H41ZM40 162L38 163L37 162V164L39 165V164H41ZM31 165V164H30ZM38 165L36 166V167H38ZM60 164H58L57 163V167L59 166ZM40 166V165H39ZM53 166H56V165H53ZM41 167V166H40ZM40 167H38V169H41L42 170V167L40 168ZM44 168H46V167H44ZM48 168V169H49ZM126 169V168H125ZM134 169V168H133ZM44 170H46V169H44ZM51 170V174H52V169H50ZM49 170V171H50ZM56 169H54L53 171H55ZM129 170H130V168H129ZM141 171V170H140ZM43 172V171H42ZM46 172L47 173H49L48 172V170H46ZM45 172V173H46ZM46 173V174H47ZM43 174V173H42ZM119 174H116L115 176H118ZM115 176H113V177H115ZM120 176V175H119ZM118 176V178H120V179H115V178H113V180H112V182L113 181H122L123 179L121 178V177H119ZM110 177V176H109ZM110 178H112V177H110ZM109 180V179H108ZM108 180L106 179V181L108 182ZM97 182H100V181H98V180H96ZM96 181H95V183H96ZM103 182H105V180L103 181ZM103 182H101L100 184H99V186L102 184V185H104L105 183H103ZM107 185H108V183L107 184H105L104 186H106L107 187ZM62 186V185H61ZM61 186H59L60 188H61ZM104 186H102L103 188H105ZM64 188V187H63ZM47 189V188H46ZM62 189V188H61ZM106 190H108L107 188H105ZM50 190L51 189H48V192H46V193H49L50 192ZM57 190H58V188H57ZM60 190V189H59ZM45 191H47V190H45ZM63 191V190H62ZM1 192V191H0ZM53 192V194L55 193L54 191H52ZM51 193V192H50ZM49 193V194H50ZM1 194V193H0ZM8 194V193H7ZM6 194V195H7ZM52 194V193H51ZM52 194V195H53ZM2 195L4 196L5 194L2 192ZM63 194H61V196H62ZM27 196H28V194H27ZM60 196V197H61ZM4 197H7V196H4ZM20 197V196H19ZM18 197V198H19ZM25 198H26V196H24ZM56 197V196H55ZM29 198V197H28ZM57 198V197H56ZM21 199V198H20ZM18 201H19V199H17ZM22 200V199H21ZM20 200V201H21ZM24 200V199H23ZM22 200V201H23ZM26 200V199H25ZM58 200V199H57ZM58 201H61V200H58Z\"/></svg>",
  "mask_w": 264,
  "mask_h": 264
}]
</instances>
